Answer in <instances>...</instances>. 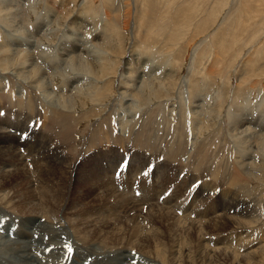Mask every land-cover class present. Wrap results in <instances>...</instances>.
I'll return each instance as SVG.
<instances>
[{
	"label": "rangeland",
	"instance_id": "374dc122",
	"mask_svg": "<svg viewBox=\"0 0 264 264\" xmlns=\"http://www.w3.org/2000/svg\"><path fill=\"white\" fill-rule=\"evenodd\" d=\"M28 83L39 90L34 103ZM1 131V143L19 148L26 173L14 166L0 176V239L21 241L17 230L28 223L36 251L27 264H105L121 253L124 264H264V0H0ZM42 134L51 147L26 159L24 149H35L39 139L22 140ZM134 152H149L152 165L137 162L129 175L124 161ZM66 157L63 171L56 163ZM4 158L14 160L0 154V166ZM155 165L171 174L156 189ZM46 169L58 173V182L67 180L66 199H60L63 185L46 183ZM107 174L113 186L98 188ZM206 182L214 188L201 199ZM222 192L238 204L226 215L249 223L207 234V222L193 218L213 208ZM47 195L59 196V203ZM131 199L147 203L122 208ZM190 204L195 215L187 221ZM102 206L107 214L98 217ZM37 223L57 229L56 239ZM220 238L225 244L217 245ZM59 241L67 248H57ZM5 257L0 254L1 264ZM17 259L12 262L25 264Z\"/></svg>",
	"mask_w": 264,
	"mask_h": 264
},
{
	"label": "bare ground",
	"instance_id": "6f19581e",
	"mask_svg": "<svg viewBox=\"0 0 264 264\" xmlns=\"http://www.w3.org/2000/svg\"><path fill=\"white\" fill-rule=\"evenodd\" d=\"M65 60V59H64ZM37 63V62H36ZM80 63V62H79ZM89 65V64H88ZM101 68V67H100ZM86 69V68H85ZM16 76H17V74H16ZM30 77V76H29ZM36 77V76H35ZM140 78V77H139ZM25 79V78H24ZM31 80V79H30ZM23 81V80H22ZM34 82H36V81H34ZM22 84V83H21ZM35 87V88H34ZM38 89V87H37V84L35 85V83H28V86L26 85V87H25V90L28 92V97L29 98H31L32 100H33V103H34V101H36V99H34L35 98V94H36V92L35 91H39V90H35V89ZM24 90V91H25ZM155 90V89H154ZM152 92V91H151ZM162 92V91H161ZM39 93V92H38ZM159 94H162V93H159ZM38 95V94H37ZM39 96V95H38ZM161 96V95H160ZM155 97V96H154ZM37 100H38V97H37ZM22 101H24V100H22ZM29 101V100H28ZM27 101V104L29 103ZM47 101V100H46ZM159 102V101H158ZM22 103V102H21ZM24 104V103H23ZM43 104L45 105V106H48V103H46V102H44L43 101ZM31 105V107H33L34 105L33 104H30ZM33 105V106H32ZM161 105V104H160ZM37 106V105H36ZM52 108H54V106L51 104L50 105ZM25 107V106H24ZM5 108V107H4ZM27 108V107H26ZM38 108V107H37ZM96 108V107H95ZM156 108V107H155ZM32 109V108H31ZM56 109V108H55ZM90 108H88V110H89ZM6 110V109H5ZM63 110V109H62ZM87 110V109H86ZM31 111V110H30ZM81 111H83V109L81 110ZM58 112H60L59 110L57 111V113ZM31 113V112H30ZM87 113H88V111H87ZM86 112L85 113H82V117L83 118H88V114H87ZM60 114V113H59ZM58 114V115H59ZM62 114V113H61ZM64 114V113H63ZM74 114V113H73ZM63 118H64V116H62ZM85 118V119H86ZM64 120V119H63ZM67 120V119H66ZM88 120V119H87ZM13 122V121H12ZM12 122H11V124H12ZM33 122V121H32ZM67 122V121H66ZM65 123V122H64ZM15 124V123H14ZM14 124H12V125H14ZM147 124V123H146ZM184 124V123H183ZM244 125V124H243ZM242 125V126H243ZM31 126V125H30ZM36 126V125H35ZM68 126V125H67ZM72 126V125H71ZM43 127H44V125H43ZM110 127V126H109ZM184 127V126H183ZM12 128V127H11ZM185 128V127H184ZM41 129V128H40ZM114 129V128H113ZM149 129V128H148ZM155 129V128H154ZM42 130V129H41ZM44 130V129H43ZM146 130H147V128H146ZM151 130V129H150ZM148 131V130H147ZM182 131V130H181ZM180 131V132H181ZM243 131H244V129H243ZM11 132V131H10ZM26 131H24L23 133H25ZM31 132V131H30ZM65 132V131H64ZM152 132V131H151ZM0 133H2V131L0 132ZM68 133H70V132H68ZM147 133V132H146ZM153 133V132H152ZM144 135H145V133H143ZM148 135H149V133H147ZM220 134V133H219ZM250 134V133H249ZM11 135V134H10ZM114 135V134H113ZM32 136V135H31ZM49 136V135H48ZM48 136L47 135H45V134H42V136H40V135H37V137H36V139L34 140V142L32 141L33 139L31 138V137H27V138H25V140H22L23 141V143H22V141H21V143L23 144V145H27V144H31V143H35L36 141H37V139H39L38 140V147H36L35 149H32L31 150V148H28L27 150L26 149H24V151H26V152H29V154L26 156V159H28V157H29V155L32 153V151L34 150V151H36L37 152V154H38V156H40L41 155V151L43 150V149H45L44 148V144H47L48 145V147H51V144H50V140H49V138H48ZM106 136V135H105ZM152 136H153V134H152ZM122 137V136H121ZM150 137H151V135H150ZM1 138H2V136H1ZM0 138V140H2ZM137 138V137H136ZM158 138V137H157ZM156 138V139H157ZM249 138V137H248ZM124 139V138H123ZM126 139V138H125ZM148 139V138H147ZM5 140H9V142H11V140L12 141H14L15 142V138H13V137H6V139ZM19 140V139H18ZM20 140H21V136H20ZM152 140V139H151ZM154 140H155V138H154ZM16 143V142H15ZM18 143V142H17ZM17 143H16V145H17ZM20 143V142H19ZM42 145H41V144ZM177 143V142H176ZM0 154H2L3 156H6V157H13L14 158V160L13 161H11V162H6V159L4 158L3 159V162H2V166H0V176L1 175H4L6 172H11V171H14L15 170V167L14 166H20V167H22V168H20L18 171H20V172H22L21 173V175L23 176L25 173H26V171H23V169H25L24 168V166H25V163H24V161H23V155H21V152L19 151H17V150H19V148L16 150V149H11V148H9V147H7V143H1V141H0ZM148 144H150V143H148ZM152 144V143H151ZM139 145V144H138ZM206 145V144H205ZM11 146V145H10ZM143 146V145H142ZM148 146V145H147ZM13 147V146H12ZM251 147V146H250ZM59 148V147H58ZM153 148V147H152ZM183 148V147H182ZM151 150H153V149H151ZM264 150V149H263ZM23 151V152H24ZM46 151V150H45ZM148 151V150H147ZM156 151V150H155ZM160 151H162V150H160ZM26 152H24V154L26 153ZM31 152V153H30ZM149 152H151V151H149ZM149 152H141V153H136V152H134V153H132V157L128 160V162L126 163L125 161H124V165L126 164V168L128 169V171H129V175H131L132 174V172L134 171V169H136V167H138V166H140L139 164H137V162H142V164L144 165V168H146V166H148L149 164H151L152 165V162H151V160H150V158H153L152 156H151V154L149 153ZM45 153V152H44ZM47 153V152H46ZM98 154V153H97ZM117 155V154H116ZM42 156V155H41ZM54 156V155H53ZM98 156V155H97ZM121 157V156H120ZM25 158V157H24ZM30 158H32V157H30ZM108 158V157H107ZM33 159V158H32ZM7 160H9V159H7ZM54 160V159H53ZM34 161V160H33ZM54 161H56V160H54ZM1 162V161H0ZM28 162H29V160H28ZM31 162V161H30ZM70 162V160L68 159V157H66L65 158V160L64 161H62L61 163H56L58 166H56V167H65V168H67V169H63V171H66V170H68V168H69V163ZM163 162H164V160H163ZM96 163V162H95ZM120 163H122V162H120ZM120 163H116L117 164V166H115V167H113L112 169H114L113 170V173L114 172H116V170L118 169V166H119V164ZM184 163V162H183ZM187 163V162H186ZM195 163V162H194ZM237 163V162H236ZM55 164V163H54ZM154 165V164H153ZM13 166V168L14 169H10L11 167ZM51 166H52V164H51ZM95 166V165H94ZM182 166V165H181ZM190 166V163L189 164H187V165H183V167L181 168V169H179V173L182 171V170H184L185 168L186 169H189L188 167ZM192 166V165H191ZM49 167V166H48ZM53 167V166H52ZM153 167V166H152ZM240 167V166H239ZM238 167V168H239ZM54 168V167H53ZM226 168V167H225ZM235 168V167H234ZM56 169V168H55ZM57 169H59V168H57ZM153 169V168H152ZM99 170H101V169H99ZM141 170H142V167H141ZM170 170H171V172H173V167L171 166L170 167ZM51 171V170H50ZM167 170H166V165H162L161 166V168L159 167V166H156L155 165V168L152 170V175H153V180L155 181V183H156V185L154 186V188L156 189V188H158V185L160 186V185H162V184H164V185H166L167 184V182L168 181H170L171 180V174L168 176V178H167V176H166V174H165V172H166ZM43 172H45V171H43ZM60 172V171H59ZM177 172V173H178ZM187 172V171H186ZM218 172H220V171H218ZM4 173V174H3ZM90 173V172H89ZM104 173V172H103ZM138 173V172H137ZM139 173H140V171H139ZM190 173L191 172H187L185 175V178H186V180H187V182H189V181H191V183H195L196 182V180L193 178L194 177V173H193V175H191L190 176ZM53 174V175H52ZM116 174V173H115ZM17 176V175H16ZM233 176V175H232ZM44 177H45V179H46V183L49 185V186H51V187H53L54 188V186H52L53 184H57V187H62V185H63V188H64V191L63 192H61L60 193V199L61 200H64V199H66L67 198V191H66V182H67V180H64V183H66V184H64V183H60V182H58L57 180H62V178H60V176L58 175V173H56V172H51V173H49V170L48 169H46V172H45V175H44ZM86 177V176H85ZM105 177H109V179H110V176L107 174V175H104L103 176V178L101 179V182L97 185V187L98 188H100V189H103V187H106V186H108V185H112L113 186V179H112V181L111 180H105ZM217 177V176H216ZM223 177V176H222ZM14 178V177H13ZM231 178V177H230ZM240 178V177H239ZM11 179V178H10ZM188 179H189V181H188ZM216 179V178H215ZM29 180V179H28ZM116 181V180H115ZM133 181V180H132ZM160 182H161V184H160ZM215 182H216V180H215ZM3 183V182H2ZM95 183H97V179H94V181L92 180V182L91 183H89V184H86V183H84V182H79L78 183V187H80V186H83V188L85 187V186H87V185H90V184H95ZM182 183V182H181ZM183 183H184V181H183ZM21 184V183H20ZM124 184V183H123ZM126 184H127V186L124 184L123 185V187H129V181L128 182H126ZM241 184V183H240ZM8 185V184H7ZM26 185V184H25ZM44 185H46V184H44ZM110 185V186H111ZM154 185V184H153ZM152 185V186H153ZM195 185V184H194ZM6 186V185H5ZM15 186H17L18 187V185H15ZM23 186V185H22ZM130 186H131V184H130ZM196 186V185H195ZM202 187H201V191H200V194H199V196L201 197V199L203 198V197H207V195H209V193H210V188L212 189V188H214V185H210V183H204L203 185H201ZM210 186V187H209ZM12 187V186H11ZM24 187V186H23ZM43 187H45V186H43ZM78 187H76L75 189H79ZM29 188H30V186H29ZM49 189H50V187H48ZM58 189V188H57ZM86 189V188H85ZM89 189V188H88ZM185 189H187L188 190V186H186L185 187ZM17 190H18V188H17ZM28 190V189H27ZM59 190V189H58ZM93 190L94 189H91L90 191H86L87 192V194H90L91 192H93ZM116 190V189H115ZM165 190V189H164ZM206 190V192H207V195L206 196H203V192ZM49 191V190H48ZM51 191V190H50ZM61 191V190H60ZM73 191H75V190H73ZM72 191V192H73ZM233 191V190H232ZM29 192V191H28ZM54 192V191H53ZM115 192V191H114ZM161 192H163V190L161 191ZM32 193V192H31ZM35 194V193H34ZM222 196L219 198V200H218V202L216 201V205L213 207V208H206V210L202 213V214H197V215H195V211H194V208L192 207V204H190L189 206H184L185 208H186V210L185 211H187V210H189V209H191V213H189V219H187V221L189 220V221H191V220H193V219H198V223L199 222H201V224H203V221L206 223V224H204V225H202L203 227H204V229H205V231L207 232V234H208V230L209 229H211V228H213V229H215V230H218V233H220V231L221 230H223L224 232L227 230V229H229L230 227H236V225H240V224H242L243 226L244 225H247V223H249V222H247L246 220H244L243 218H240V217H235V216H227L226 215V213H230V211L232 210V211H234V210H237L238 208H237V206H238V204H237V199H236V201H233V199L232 200H230V199H228V197H229V193H225L224 194V192H222V194H221ZM128 196V195H127ZM22 197V196H21ZM47 197V199H48V201L50 200V201H52V202H56L57 201V199H58V203H59V196H57V195H54V196H52L53 198H51V197H49V195H47L46 196ZM135 197V196H134ZM232 197V196H231ZM97 198H98V196H97ZM110 198V197H109ZM108 198V199H109ZM124 198V197H123ZM43 199V198H42ZM99 201H101L102 202V200L104 199H107V197H102V196H99ZM102 199V200H101ZM121 199V198H120ZM130 199V198H129ZM140 199V198H139ZM200 199V200H201ZM209 199V198H208ZM36 200V199H35ZM141 200V199H140ZM31 201H32V199H31ZM203 201V200H202ZM51 202V203H52ZM62 202V201H61ZM104 202V201H103ZM89 203H91V202H89ZM110 203V202H109ZM140 203H147V201H136V200H127V201H124V202H122L121 203V205H122V208H130L131 206H135L136 208H137V206L140 204ZM35 204V203H34ZM21 205H23V204H21ZM91 205V204H90ZM226 205H228V207L226 206ZM47 206H48V203H47ZM54 206H55V204H52V206L50 207V209H53L54 208ZM57 206V205H56ZM62 206V205H61ZM60 206V207H61ZM112 206L113 207H111V206H109V207H111V208H114V206H115V204H112ZM40 207V206H39ZM46 207V206H45ZM53 207V208H52ZM121 207V206H120ZM135 207H132V208H130L129 209V211L130 210H133ZM240 207V206H239ZM31 208H32V206H31ZM36 208V207H35ZM41 208V207H40ZM40 208H38V209H40ZM85 208H86V206H85ZM92 208V207H91ZM110 208V209H111ZM227 208L229 209V212H228V210H227ZM87 209V208H86ZM150 209V208H149ZM46 210H47V207H46ZM54 210V209H53ZM83 210V209H82ZM115 210V209H114ZM151 210V209H150ZM149 210V211H150ZM171 210V209H170ZM29 211V210H28ZM50 210H49V208H48V211L47 212H49ZM65 211V210H64ZM96 212V215L99 217V216H101V215H103V214H107V212H106V210L103 208V206L102 207H100L99 209H96L95 210ZM128 211V210H127ZM148 211V210H147ZM184 211V212H185ZM39 211L37 210V212H36V214L38 213ZM54 212V211H53ZM74 212H76L77 213V211L75 210ZM162 212V215H163V217L164 218H166V220L165 221H167V219H169L170 217H172V216H170V212H164V211H161ZM160 212V213H161ZM31 213V212H30ZM33 213V212H32ZM54 213H56V212H54ZM75 213V214H76ZM80 213H82V212H80ZM101 213V214H100ZM49 214H51V213H49ZM100 214V215H99ZM195 215V218H193L192 219V215ZM110 215V214H109ZM193 215V216H194ZM43 216V215H42ZM59 216V215H58ZM57 216V217H58ZM92 216V215H91ZM105 216V215H104ZM155 216V215H154ZM38 217V216H37ZM53 217V216H52ZM80 217H81V215H80ZM103 217V216H102ZM105 217H107V215L105 216ZM109 217V216H108ZM39 218H40V216H39ZM34 219L35 220V223H32V224H30V227L32 228L35 224H36V222L37 221H39V220H41V218L40 219ZM154 218V217H153ZM159 218V217H158ZM173 218H174V216H173ZM186 218V217H185ZM85 219V218H84ZM90 219V218H89ZM88 219V220H89ZM117 219V218H116ZM97 220L99 221L100 219L99 218H97ZM155 220V219H154ZM170 220V219H169ZM168 220V221H169ZM78 221V220H77ZM82 221V220H81ZM92 221V220H91ZM113 221H114V219H113ZM46 222V221H45ZM72 222V221H71ZM96 222V221H95ZM94 222V223H95ZM176 222V221H175ZM89 223V222H88ZM103 223H105V222H103ZM107 223V222H106ZM110 223V222H109ZM193 223V222H192ZM38 224V223H37ZM87 224V223H86ZM174 224V223H173ZM50 225V224H49ZM49 225H44V224H42V223H39L38 224V228L41 230V231H43V232H45V231H48L49 230V232H50V230L53 228V226L51 227V226H49ZM191 225V224H190ZM94 226V225H93ZM175 226V225H174ZM176 226H178V225H176ZM210 226V227H209ZM24 227L25 228H23V229H21L20 230V228L17 230V233L18 234H22L23 235V238L24 239H22L21 241H17V239H15V240H13L12 238H10L7 242L6 241H2V238L0 239V244H3L4 245V247H2L1 245H0V254L1 255H4V256H6L5 258H6V264H15V263H13L12 262V259L13 258H18L17 260H19V262L21 261V262H23V263H25V264H27L28 262H30V260H31V256H33V254H32V251H36V249L34 248V246H35V243H33L34 241H32V242H30L28 239H30V237H31V234H32V231L31 232H28L27 231V229H29V224L28 223H26V224H24ZM159 227V226H158ZM191 227L192 228H194L195 227V225L194 224H192L191 225ZM50 228V229H49ZM58 228V227H57ZM89 228V227H88ZM173 228V227H172ZM171 227L169 228V233H170V231L172 230V231H175V227L172 229ZM114 229V228H113ZM54 232H53V234L51 235L50 233H49V236H51V238H54V239H56V237H57V234H56V231H57V229H52ZM62 230H64V229H62ZM80 230V229H79ZM85 230V229H84ZM88 230V229H87ZM112 230V229H111ZM135 230V229H134ZM88 231H90V230H88ZM92 231V230H91ZM104 231V230H103ZM157 231V230H156ZM138 232V231H137ZM176 232H178V229L176 230ZM203 232V231H202ZM213 232H215V231H213ZM45 233H47V232H45ZM82 233H83V231H82ZM89 233H91V232H89ZM98 233H99V231H98ZM120 233V232H119ZM166 233V232H165ZM174 233V232H173ZM204 233V232H203ZM235 233V232H234ZM26 234H28V236H25ZM88 234V233H87ZM101 234H102V232H101ZM104 234V233H103ZM107 234V233H106ZM108 234H110V232L108 231ZM112 234V233H111ZM139 234V233H138ZM168 234V233H167ZM175 234V233H174ZM230 234V233H229ZM228 234V235H229ZM4 235V234H3ZM7 235V234H6ZM8 235H10V234H8ZM59 235V234H58ZM64 235V234H63ZM84 235H85V233H84ZM89 235V234H88ZM128 235H131V234H128ZM133 235V234H132ZM199 235V234H198ZM232 236H233V233L231 234ZM230 235V236H231ZM108 236V235H107ZM106 236V237H107ZM116 237H117V235H115ZM126 236V235H125ZM135 236V235H134ZM169 236H170V238L171 239H173V234L171 235V233L169 234ZM178 236V235H177ZM184 236V235H183ZM4 237V236H3ZM45 237H46V235H45ZM106 237H105V240H106ZM110 237H112V236H110ZM109 237V238H110ZM114 237V236H113ZM126 237H129V236H126ZM132 238H133V236H131ZM153 237V236H152ZM166 238H168V236H165ZM240 237V236H239ZM43 238V237H42ZM58 238H59V236H58ZM82 238V237H81ZM93 238V237H92ZM101 238V237H100ZM108 238V237H107ZM155 238V237H154ZM158 238H161V236H160V234H156V239H158ZM3 239H5V238H3ZM39 240H38V242L40 243L41 241V237L40 238H38ZM84 239V241L86 242L87 241V239H88V236H86L85 238H83ZM102 239V238H101ZM100 239V240H101ZM114 239V241H115V237L113 238ZM119 239V238H118ZM162 239V238H161ZM45 240V239H44ZM51 239H49V241H50ZM61 240V239H60ZM90 240V239H89ZM117 240V239H116ZM134 240H135V238H134ZM208 241H211L210 240V238L209 239H207ZM226 240V239H225ZM225 240L223 241L222 240V238H220L219 239V241H221V242H217L216 244L217 245H220V244H225ZM3 242V243H2ZM37 242V241H36ZM131 242V241H130ZM137 242V241H136ZM150 242V241H149ZM154 242H155V240H154ZM227 242V241H226ZM59 243V244H58ZM64 243V242H63ZM104 243H105V241H104ZM107 243H110V240L107 242ZM106 243V244H107ZM116 243V242H115ZM146 243H148L146 240L145 241H143V243L141 244V247L142 248H146L147 247V245H146ZM171 243H172V241H171ZM210 243V242H209ZM228 243H229V241H228ZM153 244V243H152ZM151 244V245H152ZM214 244H215V242H214ZM38 245V244H37ZM69 245V244H68ZM114 245V244H113ZM150 245V246H151ZM160 245V244H159ZM72 246V245H71ZM103 246V245H102ZM106 246V245H105ZM120 246H121V244H120ZM156 246H158V245H156ZM56 247L57 248H59V249H64V248H67L66 246H64L63 244H62V241H61V243H60V241L59 242H57L56 243ZM92 247V246H91ZM3 248H5L7 251L6 252H3ZM71 248V247H70ZM159 248V247H158ZM90 249V248H89ZM130 249V248H129ZM206 249V248H205ZM40 251H42V249H40ZM95 251V250H94ZM37 252H39V251H37ZM79 252V251H78ZM81 252V251H80ZM124 252V251H123ZM256 252H258V251H256ZM52 253V252H51ZM93 253H98V252H93ZM90 254H92V253H90ZM120 254V253H119ZM125 254V253H124ZM34 255H35V253H34ZM53 255V254H52ZM81 255H82V253H81ZM89 255V254H88ZM118 255V254H117ZM259 255V254H258ZM90 256V255H89ZM106 257H107V255H105ZM105 256H104V258H105ZM255 256V255H254ZM34 257V256H33ZM77 257H78V255H77ZM76 257V258H77ZM80 257V256H79ZM253 257V256H252ZM256 257V256H255ZM262 257V256H261ZM80 258H82V257H80ZM126 258H127V254H125V255H123L122 253L120 254V255H118V256H115L114 258H113V260L112 261H108V259H107V262L105 263V264H124L127 260H126ZM46 259V258H45ZM16 260V261H17ZM81 260H83V259H81ZM101 260V259H100ZM105 260V259H104ZM262 260V259H261ZM76 261V260H75ZM79 262V261H78ZM94 262V261H93ZM92 262V263H93ZM1 264V263H0ZM37 264V263H36ZM81 264H84V262H81ZM94 264H97V262L95 263L94 262ZM103 264H104V262H103Z\"/></svg>",
	"mask_w": 264,
	"mask_h": 264
}]
</instances>
